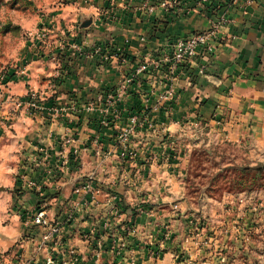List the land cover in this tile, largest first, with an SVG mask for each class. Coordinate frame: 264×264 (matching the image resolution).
<instances>
[{
  "label": "crops",
  "instance_id": "crops-1",
  "mask_svg": "<svg viewBox=\"0 0 264 264\" xmlns=\"http://www.w3.org/2000/svg\"><path fill=\"white\" fill-rule=\"evenodd\" d=\"M93 1L92 7H64L61 14L70 22L89 17L84 21L91 20V24L80 26L77 33L64 31L66 36L60 35L57 46L47 47L52 51L38 68L30 65L28 77L17 76L18 83L10 84L18 95L40 90L46 94L45 112L22 113L17 125L30 141L26 147L30 155L25 154L28 162L23 167L29 171L25 179L42 186L36 193L44 199V207L49 205L46 214L59 228L58 243L49 242L38 255L36 247L44 229L31 223L39 235L20 240L29 223H20V214L19 219L15 215L19 232L14 241L4 243L24 254L13 264H48L49 256L53 264H92L89 256L95 253L90 244L97 239L103 247L96 253L104 252L106 258L128 264L124 253L113 255L117 251L111 242L121 237L119 233H127L133 219H148L140 210L146 201L163 200L161 187L169 183L157 173L161 163H180L169 157L179 147L183 133L212 126L224 127L222 130L237 139L264 134V0L248 6L233 0H181L188 11L185 15L176 9L150 13L144 0ZM154 1L149 0V4ZM223 15L228 22L221 29V45L210 63L203 58L198 61L207 64L205 75H199L193 66L178 68L170 77L166 69L155 66L177 39L209 29ZM95 46L102 47L100 55H93ZM118 50L126 60L116 55ZM54 56L56 60H52ZM144 63L149 64V70L136 74ZM60 74L59 87L55 90L51 86L46 92L47 83L42 80ZM133 77L121 100L106 99L105 94L121 89ZM165 83L174 85V100L161 102L147 118L148 127L139 126L131 139L123 142L130 128L128 109L136 104L155 107ZM216 114L222 123L219 127L215 126ZM134 139H138L136 144ZM37 145L46 148L48 158H40ZM125 147L132 148L135 156L123 158ZM49 194L51 200L47 199ZM31 196L30 203H34L38 197ZM116 205L119 215L114 213ZM36 212L33 210L31 216ZM71 250L76 261L70 257Z\"/></svg>",
  "mask_w": 264,
  "mask_h": 264
},
{
  "label": "rangeland",
  "instance_id": "rangeland-1",
  "mask_svg": "<svg viewBox=\"0 0 264 264\" xmlns=\"http://www.w3.org/2000/svg\"><path fill=\"white\" fill-rule=\"evenodd\" d=\"M81 4L92 7L94 1L0 0V264H13L24 254L15 252V246H7L19 232L15 215L19 219L20 214V223H29L20 240L36 238L39 234H35L31 224L33 210L46 212L49 208L44 207V199L36 193L42 186L31 179L22 180L29 174L23 167L28 162L25 154L30 155L26 149L30 141L22 136L17 125L22 113L45 112L46 94L40 90L18 95L10 84L17 82V76L28 77L30 71L26 69L30 65L38 68L52 51L47 47L59 44L60 35L82 29V21L89 17L70 22L61 14L64 7ZM62 75L42 80L47 83L46 92L51 86L55 90L59 87ZM144 109L147 112L140 117V123L134 127L130 124L123 135L124 142L131 139L139 126L148 127L147 118L155 110L152 106ZM219 120L217 127L222 124ZM210 127L187 130L178 140L179 147L172 143L177 148L168 157L180 163H161L157 174L169 183L161 187L163 200L152 198L140 207L148 219H133L127 233H119L121 237L113 239L112 247L117 251L114 256L124 253L128 264H264V134L237 139L228 130H222L224 127ZM37 149L40 158H48L44 146ZM131 152L130 157H134L132 148ZM27 181L37 187L29 188ZM31 195L38 197L34 203H30V198H34ZM50 195L47 199L51 200ZM114 208L119 215V206ZM58 238L59 235L54 239ZM122 238L125 239L121 241ZM100 241L92 240L90 244L95 253L89 256L92 264H121L106 258L104 252L96 253L103 247ZM48 244L41 246L40 242L36 253H43ZM69 252L76 261L75 251ZM62 254L60 251L59 256ZM83 257L89 260L88 255Z\"/></svg>",
  "mask_w": 264,
  "mask_h": 264
},
{
  "label": "built area",
  "instance_id": "built-area-1",
  "mask_svg": "<svg viewBox=\"0 0 264 264\" xmlns=\"http://www.w3.org/2000/svg\"><path fill=\"white\" fill-rule=\"evenodd\" d=\"M200 3H206L209 0H198ZM236 3H243L248 6L255 2L256 0H233ZM144 6L149 10L150 13H154L159 9L164 10L165 12H169L170 10L176 9L181 15H185L188 11L185 7H182L181 0H155L152 5L149 4V0H144ZM228 22L225 15L221 16L219 20L214 23L209 29H205L202 31H195L190 35L180 37L177 41L172 45V49L169 53L163 55L157 62H155V66L157 68L166 69L167 73H169L170 77H172L178 68H192L195 66L197 68V72L199 75L206 74L207 64H200L198 61L200 59H205L206 63H210L211 59L215 56L217 51V46L221 45L223 39L221 36L222 27ZM92 50L93 55H100L102 53L101 46H95ZM119 53H116L117 56L121 60H126L127 56L123 54L121 50H118ZM104 56V55H103ZM107 60L106 58H104ZM149 70V64L144 63L141 64L138 68L136 74L146 73ZM194 80L195 76L191 77ZM134 80L133 78H129L126 80L125 85L118 89L117 91L110 92L105 94L104 96L109 102L119 101L125 95L126 87L131 84ZM164 91L159 93L158 95V104L153 107L155 111L158 110L160 103L171 102L174 100L176 96V89L172 83H165ZM35 106V105H33ZM218 115L216 114L215 119H218ZM140 121V118L137 115L129 117L130 124L134 127ZM219 121V120H218ZM106 121H103L105 124ZM133 127L131 129H133ZM124 142V141H123ZM126 142V141H125ZM133 153L128 147H125L121 152V156L124 158L130 157ZM22 180L25 181V177H22ZM29 188L37 187V184L31 181H27ZM90 185L88 186V188ZM33 225L42 227L46 230L43 233L41 239V246H45V244L51 242L55 237L59 235V228L56 225H53L51 220L48 218L46 212L44 210L38 211L33 218ZM59 239V238H58ZM57 239V240H58ZM54 239L53 241H57ZM43 243V245H42ZM48 264H53V259H48Z\"/></svg>",
  "mask_w": 264,
  "mask_h": 264
},
{
  "label": "trees",
  "instance_id": "trees-1",
  "mask_svg": "<svg viewBox=\"0 0 264 264\" xmlns=\"http://www.w3.org/2000/svg\"><path fill=\"white\" fill-rule=\"evenodd\" d=\"M141 1V0H140ZM146 94H149V91L146 92ZM129 111L127 112L128 117L137 115L139 118L142 116V114L146 113V109L141 104H136L134 105L131 109H128ZM52 196V195H50ZM40 209V207L38 208Z\"/></svg>",
  "mask_w": 264,
  "mask_h": 264
},
{
  "label": "water",
  "instance_id": "water-1",
  "mask_svg": "<svg viewBox=\"0 0 264 264\" xmlns=\"http://www.w3.org/2000/svg\"><path fill=\"white\" fill-rule=\"evenodd\" d=\"M90 24H91V20L83 21L81 27L85 28V27H88Z\"/></svg>",
  "mask_w": 264,
  "mask_h": 264
}]
</instances>
